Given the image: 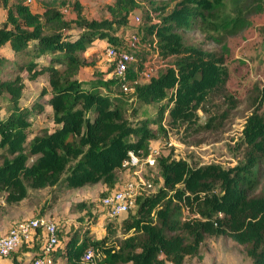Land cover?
I'll return each instance as SVG.
<instances>
[{
  "label": "trees",
  "instance_id": "1",
  "mask_svg": "<svg viewBox=\"0 0 264 264\" xmlns=\"http://www.w3.org/2000/svg\"><path fill=\"white\" fill-rule=\"evenodd\" d=\"M37 1L41 11H34L28 0H0L5 11L0 24V97L8 100L7 114L0 112V151L5 152L0 155V191H7L9 202H18L27 196L28 186H54L64 179L68 187L103 182L105 196L125 183L117 172L126 167L123 162L130 150L141 157L152 152L155 131L150 119L132 122L126 100L111 92L118 84L125 93L121 82H127L116 76V60L108 73L97 72L99 78L87 86L75 75L86 65L82 54L92 44L107 39L112 43L107 46L119 52L132 48L125 30L137 1L115 0L107 6L112 18L101 20L89 19L78 0ZM66 5L73 8V18L66 17ZM211 10V0H180L158 23L145 22L136 32L140 41L163 55L177 56L166 72L137 81L134 90L126 92L145 104L167 100L155 116L160 129L166 109L172 122L195 119L202 102L223 80L219 61L186 44L181 34L201 24ZM6 48L8 54L3 52ZM24 73L30 79L48 75L51 89L45 93L54 128H33L28 108L20 106ZM130 111L136 113L137 107L132 105ZM243 140L248 147L245 159L229 168L218 163L192 166L159 152L155 166H160L163 184L138 192L135 213L131 210L120 223L105 216L110 232L118 228L132 234L119 245L105 247L100 264H183L186 257L199 253L206 235L221 234L244 244L252 264H264V192L252 190L264 161L262 115L249 116ZM174 199L196 202L201 217L180 222ZM91 218L89 212L86 222ZM57 234L59 243L50 252L52 264H58L59 258L66 264H91L81 260L85 250L104 247L110 239L109 233L100 239L88 233L83 238L79 232L64 235L58 226ZM45 241L44 230L36 229L32 241H23L9 254L10 262L23 264V254L35 249L36 258Z\"/></svg>",
  "mask_w": 264,
  "mask_h": 264
},
{
  "label": "rangeland",
  "instance_id": "2",
  "mask_svg": "<svg viewBox=\"0 0 264 264\" xmlns=\"http://www.w3.org/2000/svg\"><path fill=\"white\" fill-rule=\"evenodd\" d=\"M59 1L71 4L76 0ZM78 1L83 4L84 12L89 19L112 18L107 6L113 4L115 0ZM136 1L138 6L131 14L130 23L125 30L126 38L132 40L129 52L134 56L126 73V80L138 81L140 84L149 80L151 76H157L166 72L167 68L173 67L177 56L163 55L158 48L140 41L136 32L145 22L158 23L180 0ZM211 2L212 10L206 20L192 29L181 31L186 44L196 47L207 57H214L225 72L222 75L223 80L210 91L198 108L195 119L184 123L172 122L169 110L166 109L162 117L164 129H160L155 116L160 106L166 104V99L150 104L136 102L131 93L121 92L118 84L113 86L111 92L119 99L126 100L127 114L130 115L132 122L150 119L149 126L155 131V137L151 138L150 145L162 155L187 160L192 166L218 163L229 168L245 159L248 147L243 137L249 116L257 112L264 118V0H211ZM28 3L34 11H41L37 0H28ZM63 9L67 18L74 17L70 5ZM4 17L5 11L0 3V24ZM152 38L156 40V37ZM99 43L92 44L82 54L86 65L75 75L85 86L99 78L97 72L103 75L108 73L115 60L106 53L107 45L111 42L103 39ZM3 50L4 53L9 51L7 48ZM24 81L20 106L28 108L30 114L27 118L33 128H54L56 125L52 119V108L47 101L48 94L45 93L51 89L48 75L44 73L30 79L24 73ZM7 104V97H0L2 116L7 114ZM132 105L137 107V112L133 114L130 113ZM2 153L5 152L0 151V155ZM258 167L252 190L255 193H263L264 161ZM65 175L66 172L62 174V178ZM117 175L118 179L125 182L139 183L143 179L146 184L140 190L145 191H153L163 184L159 164L152 166L144 159L139 166H126L119 170ZM149 183L152 184L151 187L148 186ZM105 189L103 182L68 187L63 179L54 186L43 188L28 186L27 196L18 202H9L6 198L7 191L1 190L0 235L22 219L33 216L48 217L56 222L64 235L79 232L81 238L88 233L92 239H100L109 233V242L95 251V261H101L105 256V247L119 245L132 234V232L126 234L118 228L110 232L107 228L109 220L105 217L100 202ZM174 204L178 206L176 216L180 222L201 217L196 202L189 204L185 199H174ZM135 210L136 208L132 212L135 213ZM89 212L92 218L87 223ZM126 215L115 218L116 222L120 223ZM35 250L23 254V264H32L33 255L37 252ZM10 261L12 255L0 256V264H12ZM58 264H66V260L59 258ZM166 264L173 263L167 261ZM183 264H252V260L247 255L244 244L221 234L206 235L199 253L186 257Z\"/></svg>",
  "mask_w": 264,
  "mask_h": 264
},
{
  "label": "built area",
  "instance_id": "3",
  "mask_svg": "<svg viewBox=\"0 0 264 264\" xmlns=\"http://www.w3.org/2000/svg\"><path fill=\"white\" fill-rule=\"evenodd\" d=\"M106 53L113 57L116 61V76L122 81L126 79V73L130 63L133 62L134 56L129 51L119 52L115 47L108 46ZM150 75V74H149ZM137 83L124 81L121 82V88L125 92H132L134 85ZM159 153L158 150L153 149L147 156L141 157L134 151L128 152L129 157L124 160L125 166H139L141 161H144L150 165H154L156 162L155 156ZM145 181L141 179L139 183L133 181L125 182L118 188L113 189L109 194L105 195L101 199V205L105 210V214L111 219L121 217L136 207V195L144 188ZM152 186L151 183L148 184ZM145 191V190H143ZM42 228L46 235V241L43 242L41 248V255L33 259L32 264H52V257L50 252L54 249L58 243L57 224L54 220L48 217H32L24 219L18 223L12 225L6 234L0 235V256H8L13 250L17 249L23 241H32L36 229ZM98 250L94 247H88L83 253L81 260L83 262L91 264H100L102 261H95V251Z\"/></svg>",
  "mask_w": 264,
  "mask_h": 264
},
{
  "label": "clouds",
  "instance_id": "4",
  "mask_svg": "<svg viewBox=\"0 0 264 264\" xmlns=\"http://www.w3.org/2000/svg\"><path fill=\"white\" fill-rule=\"evenodd\" d=\"M124 163V162H123ZM155 165V164H154ZM153 166V165H152Z\"/></svg>",
  "mask_w": 264,
  "mask_h": 264
},
{
  "label": "crops",
  "instance_id": "5",
  "mask_svg": "<svg viewBox=\"0 0 264 264\" xmlns=\"http://www.w3.org/2000/svg\"><path fill=\"white\" fill-rule=\"evenodd\" d=\"M100 44V43H99ZM10 264V263H9Z\"/></svg>",
  "mask_w": 264,
  "mask_h": 264
}]
</instances>
